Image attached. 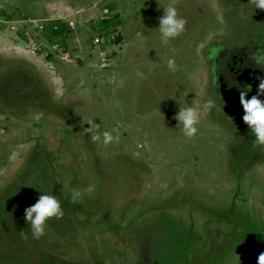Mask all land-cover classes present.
I'll list each match as a JSON object with an SVG mask.
<instances>
[{
    "label": "rangeland",
    "instance_id": "rangeland-1",
    "mask_svg": "<svg viewBox=\"0 0 264 264\" xmlns=\"http://www.w3.org/2000/svg\"><path fill=\"white\" fill-rule=\"evenodd\" d=\"M51 2L0 0V264H257L264 145L242 119L237 87L253 84L250 98L259 80L234 68L241 53L227 43L241 25L264 33V21L240 24L264 9L254 0H70L86 6V22L51 24ZM168 6L186 23L161 44ZM257 67L264 77V62ZM189 106L199 113L192 137L173 118ZM41 192L60 200L63 216L34 239L24 212Z\"/></svg>",
    "mask_w": 264,
    "mask_h": 264
},
{
    "label": "clouds",
    "instance_id": "clouds-1",
    "mask_svg": "<svg viewBox=\"0 0 264 264\" xmlns=\"http://www.w3.org/2000/svg\"><path fill=\"white\" fill-rule=\"evenodd\" d=\"M255 6L258 9H264V0H254ZM163 15L158 19V27L156 28L160 34L161 44H167L170 39L175 38L183 32L186 21L178 15L174 6L163 8ZM168 67H173V61H168ZM259 83L257 92L248 98V90L237 87L239 91L240 104L244 110L242 117L244 123L248 126L252 134H254L256 142L264 145V77H258ZM215 106V101L208 99L203 105V111L207 113ZM182 124L183 134L187 137H192L197 132V123L199 120V113L193 107L179 108V111L173 117ZM86 128V131L91 132L92 125ZM104 143H108L113 139V136L105 131L103 133ZM93 139H97L93 135ZM42 193V192H41ZM81 193L73 190L72 200L75 202ZM63 216L60 200L54 194L39 195L37 202L25 208L24 218L27 225H30L31 233L34 239H39L45 234L46 222L55 217L60 219ZM257 264H264V253L258 256Z\"/></svg>",
    "mask_w": 264,
    "mask_h": 264
},
{
    "label": "flooded vegetation",
    "instance_id": "flooded-vegetation-1",
    "mask_svg": "<svg viewBox=\"0 0 264 264\" xmlns=\"http://www.w3.org/2000/svg\"><path fill=\"white\" fill-rule=\"evenodd\" d=\"M251 5H253V4H251ZM262 21H264V14L263 13L258 15V16L253 15V13H252V14H248L247 16L246 15L242 16L240 24L253 25V23H254V26H255V25H258ZM239 32H240V34H238L237 39H239L240 42L239 41L238 42L232 41L229 39L230 44L227 43L228 51L232 48L239 50V53H241L239 56L240 58L236 64L237 66H235L234 68L236 70L239 69L240 72L243 74V76H246L247 74H249L250 75L249 79L251 81H253V83H256L259 80L258 77H261V73L259 74V76H257L258 73L256 71L259 68L257 66L264 62V33H262V34L258 33L257 34L256 32L254 33L252 31H246L245 29L243 30L242 25L238 28V33ZM230 35L232 36L233 33L232 34L230 33ZM232 39H233V36H232ZM256 48H259L262 51L256 52L255 51ZM253 54H255L254 57H253ZM4 69H5L4 66L0 68V74H2V72H4ZM249 84L243 82V85L246 87L248 92L249 91L251 92L253 84H251V83H249ZM1 95L2 94H0V97H1ZM4 106H5V108L8 107V111L13 110V111L17 112V110H14L16 108H12L11 106H8V104H6ZM0 108H1V104H0ZM3 117H4L3 119H6V116H3Z\"/></svg>",
    "mask_w": 264,
    "mask_h": 264
},
{
    "label": "crops",
    "instance_id": "crops-1",
    "mask_svg": "<svg viewBox=\"0 0 264 264\" xmlns=\"http://www.w3.org/2000/svg\"><path fill=\"white\" fill-rule=\"evenodd\" d=\"M104 5H106L105 7L107 9V13L110 14V12H111L110 7L107 6V4H104ZM0 6H1V4H0ZM84 7L86 8V6H84V5L72 6L70 0H55L54 3L51 2V3L47 4L48 12H47V15H46L45 18L48 19L51 24H61V23H64L66 21H69V20L71 21L73 19L72 16L76 15V16H79L80 19H82L83 21L86 22L85 16L87 17V15H89V14H85V13H84V15L82 14L83 10H84ZM98 8H101V7H98ZM99 10H101V9H99ZM104 16H106V15H104ZM108 16H110V15H108ZM108 16H106V18H105L106 20L104 21V23L106 24V29L107 30H109L111 28H115V26L112 25L113 23H110V21L108 19L109 18ZM7 22H9V21H7ZM66 26L67 25H64L65 28H66ZM62 30L63 29L61 28V30H59V31H62ZM65 31L67 32V30H65ZM36 39L39 40L38 38H36ZM40 39L42 41L48 43V40L45 39L43 36H41ZM44 57L45 56L42 55V54L39 55V56L36 54L32 58H35L36 60H37V58L41 59V60H45ZM2 60H4L6 62L7 57L5 55H2V52L0 51V63H2ZM82 60L83 59H80L79 61H82ZM45 62H46V60H45Z\"/></svg>",
    "mask_w": 264,
    "mask_h": 264
},
{
    "label": "built area",
    "instance_id": "built-area-1",
    "mask_svg": "<svg viewBox=\"0 0 264 264\" xmlns=\"http://www.w3.org/2000/svg\"><path fill=\"white\" fill-rule=\"evenodd\" d=\"M100 39L99 38H96V41L98 42Z\"/></svg>",
    "mask_w": 264,
    "mask_h": 264
}]
</instances>
